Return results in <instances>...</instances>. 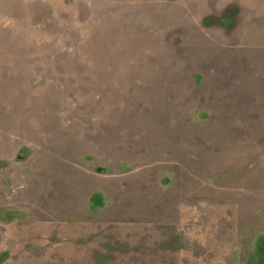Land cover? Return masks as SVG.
<instances>
[{
    "label": "rangeland",
    "instance_id": "rangeland-1",
    "mask_svg": "<svg viewBox=\"0 0 264 264\" xmlns=\"http://www.w3.org/2000/svg\"><path fill=\"white\" fill-rule=\"evenodd\" d=\"M0 264H264V0H0Z\"/></svg>",
    "mask_w": 264,
    "mask_h": 264
}]
</instances>
